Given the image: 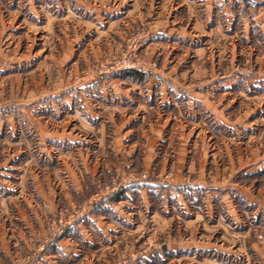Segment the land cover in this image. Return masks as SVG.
I'll list each match as a JSON object with an SVG mask.
<instances>
[{"label":"rangeland","instance_id":"374dc122","mask_svg":"<svg viewBox=\"0 0 264 264\" xmlns=\"http://www.w3.org/2000/svg\"><path fill=\"white\" fill-rule=\"evenodd\" d=\"M66 1H69V9L72 10L74 0ZM83 1L85 6L78 7L83 12L85 21V64L77 77L80 81L93 90L91 83L95 80L99 82L101 79L125 77L140 79L127 74L131 71L141 74L142 78L147 77L154 70V65L161 64L163 55L157 61V53L164 52L165 63L173 61L178 65L175 67L177 71L173 72H177V75L181 73V81L191 79L196 85L207 86L198 87L197 92L208 93V118L198 110V130L190 136H184L183 131L181 136H143L142 129L137 126L139 122H132L129 125L132 127V135L126 139V144L133 146V156L125 163L123 157L119 158L117 165L120 167L127 163L130 168L120 167L121 175L110 164L108 171H99V174L92 176L82 175V190L77 195L64 174L66 169L62 167V162L69 161V157L63 149L59 150V146L35 145L36 137L30 136L24 126L29 122V104L26 102L35 95L29 73L23 72L19 76L1 79L0 264H45L43 259L47 256L59 258L61 249H57L55 245L62 239L78 243L75 242L81 238L78 228H86V234L95 240L99 239L101 236L95 234L96 227L93 224L88 227L90 222L86 225L88 218L95 216L100 221L102 217H109L106 219L108 222L115 221L109 216L111 213L108 203L113 201L119 191L124 192V188L129 189V186H138L149 180L157 182L159 192L162 189L184 191L188 197L186 201L199 211L201 223L187 227L176 218L172 217L170 220L171 214L164 216L160 212L164 208L163 201L157 198L152 200L156 213L153 221L149 216L140 226L135 215L133 221L139 223L138 229L119 228L117 239H121V248L126 240L134 244L137 242L134 245L135 257L140 254L157 256V253H162L165 259H155L156 263L159 261L157 264H261L259 255L264 256V221L260 220V215V219L256 221L252 217L244 220L240 230H233L230 226L225 232L208 223V208L212 207L214 213L221 210V198L231 188L233 194L239 187L241 189L240 196L233 195L230 191V196L234 198L232 204L250 210L253 206L246 203L242 190L246 189L245 192L254 194L259 188H264V169L260 176L242 175L244 170L249 169L246 167L247 163L264 159V39L257 35L256 25L247 24L253 36L246 37L245 40H207L200 35L180 49L163 38V31L156 30L158 25L149 17L147 19L150 22L144 21L142 16L137 17L142 5L138 6L137 11L134 10V14L131 13V18H109V15L105 16L108 4L103 5L101 0ZM141 1L143 4L145 0ZM251 1L245 0L246 15L251 14L247 10L254 13L258 7V11L264 16V0ZM6 2L7 0L5 4ZM76 9L74 6V10ZM60 11L61 9L57 13L60 14ZM261 20L263 24L264 18ZM11 25L10 23V27ZM30 31L31 36L23 37V41L31 42L30 48L26 47L28 50L39 45L36 41L39 37L35 38L33 34H41L37 25L30 27ZM196 49L199 53H195ZM123 66L129 67L122 69ZM245 79L249 85L254 86L241 93L238 85ZM235 84L237 87H234ZM14 100H22V103H14ZM90 102L91 104L86 105L88 111L93 104ZM23 106L28 113L18 120L22 113L18 109ZM121 121L123 120L120 118L115 120L117 123ZM150 121L153 122L154 119ZM13 125L20 128L19 133H14L11 128ZM112 133V128L107 123L103 127L101 138L99 137L103 143V152L98 156L105 158L108 164L113 162L108 146L112 142ZM91 134L94 131L88 129L86 137L92 143L97 138L94 139ZM179 139L186 146H179ZM93 147L89 146L88 154H92ZM183 147L185 151L181 153L180 149ZM183 155L184 159L181 161L180 157ZM72 162L71 167L75 172L78 171L76 162ZM133 201L134 207L139 211L140 201ZM164 202L167 207H177L175 201L168 198ZM184 206L188 207V204ZM135 227L134 225L133 228ZM221 236L229 239L234 248L222 246L225 243L221 242ZM210 243L215 247H208ZM95 249L97 248H83L87 254L107 255L109 250L99 247L100 250L95 252ZM230 251H235V254L231 255ZM123 254L119 262L115 259V264H128ZM56 258L54 260L57 262L54 264H65L63 260ZM88 264L95 262L91 260Z\"/></svg>","mask_w":264,"mask_h":264},{"label":"crops","instance_id":"0c3cea01","mask_svg":"<svg viewBox=\"0 0 264 264\" xmlns=\"http://www.w3.org/2000/svg\"><path fill=\"white\" fill-rule=\"evenodd\" d=\"M5 1L0 0V80L19 76L23 72L29 73L35 95L26 102L29 104L27 108L29 122L24 126L30 136L36 137L35 145L59 146V150L63 149L62 151L69 157L67 158L69 161L62 162V167L66 169L64 174L68 178V183L73 185L72 191H76L77 195L82 190L80 185L82 175L92 176L99 174V171H108L110 164L113 165V170L117 174L121 173L120 167L130 168L127 163L120 167L117 165H119V158L123 157V163H125L133 156V146L126 144L128 143L126 139L132 133V127H129L132 122L135 124L139 122L137 126L138 129H142L143 136L149 134L190 136L191 133L196 134L198 130L196 123L198 110H201L208 118V93L197 92L198 87L207 86L196 85L191 79L181 81V73L177 75V72H173L177 71L175 67L178 65L173 61L165 63L164 52L157 53V61L163 55L161 64L154 65V70L152 69L147 77L109 78L101 79L99 82L95 80L91 83L93 90L90 86H86L85 82L80 81L77 77L85 64L83 45L85 21L83 12L81 13L78 7L85 6L83 0H74L71 5L72 10L69 9V1L66 0H7L6 4ZM104 1L101 0L103 5L104 3L109 5L105 13V16L109 15V18L112 16L131 18V13L134 14V10L137 11L138 6L142 5L137 17L142 16L144 21L150 22L147 19L149 17L158 25L156 30L163 31V38L167 42L176 44L180 49L200 35L207 40L208 38L245 40L246 37L253 36V32L247 25L249 23L256 25L257 35L264 39V23L262 24L261 20L264 16L258 11V7L254 13L252 10H247L251 11V14L246 15L245 0H145L143 4L141 0ZM253 1L255 0L251 2ZM74 6L77 7L76 10ZM52 7L55 9L53 10ZM58 9H61L60 14L57 13ZM36 25L40 28L41 34L33 35L35 38L39 37L36 38L39 45L28 50L26 47L30 48L31 42L23 41V37L31 36L30 27ZM152 38L156 39V37ZM48 39L50 42H47ZM204 44L208 45V43ZM147 49L151 50L150 46H147ZM196 52L199 53L197 49ZM195 74L196 69H194ZM253 86L249 85L245 79L238 85V88H241L238 91L241 92ZM234 87H237V84ZM90 101L93 104L88 111L86 105L91 104ZM13 102L22 103V100ZM18 110L22 112L18 120L28 113L24 106ZM117 118L123 121L117 123L115 122ZM86 119L89 121L87 122ZM6 120L8 121L7 118ZM107 123L113 132L112 142L110 141L108 145L113 162L109 164L105 158L98 156L103 152V143L99 137L101 138L103 127ZM15 125L11 128L14 133H19L20 128ZM88 129L91 132L94 131L91 135H94V139L97 138L92 143L90 138L86 137ZM95 129L98 130L95 131ZM119 136L122 138L120 139ZM179 142V146H186L184 141L181 142L179 139ZM89 146H94L92 154H88ZM151 147L153 149V146ZM180 150L184 153L185 148ZM72 156H74L73 159ZM183 157L184 155L180 157L181 161ZM72 161L76 162L75 166L78 170L76 172L70 165ZM246 167L249 169L244 170L242 175L260 176L264 169V159L252 160ZM124 189L122 199L108 203L111 213L109 216H112L115 221L108 222L106 219L109 217H102L98 221L95 216H91L88 218L89 221L85 222L86 225L90 222L88 227L92 224L96 227L95 234L101 236L99 239L95 240L86 234L88 233L86 228H78L77 232L81 236L75 241L78 243L73 244L74 242L69 239H62L55 245L57 249H61V256L59 258L47 256L43 259V263L54 264L57 262L54 260L56 258L63 260L65 264H88L91 260L95 264H115V259L119 262L123 252L125 254L123 257L128 260V264H157L159 261L156 263L155 259L163 261L165 256L162 253H157V256L140 254L135 257L134 245L137 242L134 244L124 240V247L121 248V239H117L119 228L136 230L139 228L138 224L140 223L141 226L145 218L150 216V220L155 219L156 213L152 200L157 198L163 201L164 208L160 212L164 216L171 214L170 220L172 217L176 218L187 227L201 223L199 211L195 206H190L191 203L186 201L188 197L182 190L164 191L162 189L159 192V185L152 180ZM244 190L242 193L245 196H242L248 205L253 206V209L238 208L232 204L234 198L230 196V191L233 194V188H231L229 193H225L227 196L223 195L221 198V210H216L214 213L212 207L208 208V223L211 227H219L226 232L230 226L233 230H240L245 223L244 220H249L251 217L253 221L260 218L264 221V188H259L254 194ZM236 191L234 194L240 196V187ZM165 198L175 201L177 207H167ZM134 199H138L141 203L139 211L134 207ZM185 204H188V207L184 206ZM135 215L140 221L137 224L133 221ZM134 225L135 228H133ZM229 241L221 236V242L225 243L221 244L222 246L234 248V244ZM186 244L184 246H188ZM84 247L97 248L95 252L100 250L99 247L109 250L107 255L87 254L83 250ZM208 247L214 248L215 245L210 243ZM233 254L235 251L231 255ZM259 258L263 264L264 256L261 254Z\"/></svg>","mask_w":264,"mask_h":264},{"label":"trees","instance_id":"16d2710c","mask_svg":"<svg viewBox=\"0 0 264 264\" xmlns=\"http://www.w3.org/2000/svg\"><path fill=\"white\" fill-rule=\"evenodd\" d=\"M127 74H131L132 76L137 77V78H140V79L142 78V75L139 74V73H137V72H135V71L128 72ZM122 198H123L122 192L119 191V192L115 195V197L113 198V201H118V200H120V199H122Z\"/></svg>","mask_w":264,"mask_h":264},{"label":"built area","instance_id":"2783aa9c","mask_svg":"<svg viewBox=\"0 0 264 264\" xmlns=\"http://www.w3.org/2000/svg\"><path fill=\"white\" fill-rule=\"evenodd\" d=\"M129 66H123L122 69H127Z\"/></svg>","mask_w":264,"mask_h":264}]
</instances>
